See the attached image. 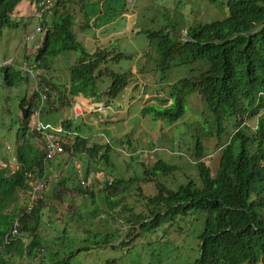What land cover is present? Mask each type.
Wrapping results in <instances>:
<instances>
[{"label":"trees","instance_id":"1","mask_svg":"<svg viewBox=\"0 0 264 264\" xmlns=\"http://www.w3.org/2000/svg\"><path fill=\"white\" fill-rule=\"evenodd\" d=\"M19 1L0 0V32L4 28L19 26L18 21L12 19ZM72 2L53 0L52 5L38 19L45 33L31 66L37 65L45 56L51 63L52 56L60 51L74 50L78 53V59L69 67L68 86L61 87L44 77H39V84L45 83L56 94L57 107L69 105L74 95L94 98L101 95L109 104L122 90L137 81L136 72L134 74L131 70L112 69L111 63H118L121 58L128 57L114 47L98 46L92 52L84 48L76 38L74 27L84 29L89 26L90 20L85 12L86 21L77 22L76 15L81 11L73 8L70 4ZM79 2V5L84 3L83 0ZM223 4L226 9L224 18L191 24L186 29V40L178 41L167 33L164 34L167 27L159 33L161 39L157 46V67L161 71L185 67L195 62H203L206 66L198 74L190 73L174 83L175 90L171 94L169 105H143L140 109L142 116L149 114L154 119L174 124L184 115L186 95L191 90L206 105L208 113L203 114V121L208 123V128L189 147L193 152L199 184L186 177L185 182L173 189L156 181V175L170 176L178 169L176 165L162 159L156 160L143 173L144 180L154 179L156 193L143 197L142 205L145 210L134 213L137 220L135 224H141L138 229L142 231L159 227L165 222L175 225L176 217L185 220L189 214L204 215L203 227L197 235L198 253L187 264H264V26L247 37H233L253 30L264 20V0H224ZM85 6L82 9L85 10ZM38 10L37 6L36 12ZM97 19L96 17L95 20ZM190 70L192 71L191 68ZM0 75L8 87L17 86L19 81H26L20 70L11 64L0 66ZM105 78L109 79V83L100 90L99 82ZM36 81L38 82L37 78ZM38 95L34 90L29 100L26 97L20 100L27 111L24 119L17 116V134L20 138L24 135H28L30 139L36 137L31 129V116L33 104L38 103ZM48 97L50 100L53 95L48 94ZM47 104L48 102L44 105V111ZM252 119L256 120V124L254 130L250 131L247 123ZM62 123L67 130L72 129L71 120L66 119ZM227 128L231 129V133L227 142L221 144L220 139ZM73 129L77 134L71 137L64 150L80 160L84 158L88 165L92 161L96 162L95 168L101 161L105 166H110L111 145L91 142L90 137L78 133V127ZM213 135L217 139L214 147L219 150L214 173L204 161V141ZM40 145L33 146L29 139L21 140L15 148L16 167L10 169L5 164L0 166V264H10V257L21 255L29 260L27 256L32 255L36 246L42 245L37 229L43 208L51 207L50 201L45 199L38 200L29 214L19 218V235L9 243L4 242L22 209L19 210L21 196L18 193L24 194L21 197L23 203L27 200L26 192H21L27 189V184H22L25 174L39 170L42 175H48L44 149ZM85 175L88 176V171ZM97 179L105 180L101 192L109 210L123 200L121 196L116 202L115 196L125 193L131 186V180L109 177L103 169H99ZM67 181V177H60L58 189L53 192L56 199H63L65 189L74 190ZM17 185L22 186L13 189ZM75 189L80 195L93 197V193L80 180H77ZM137 190L142 191L140 187ZM127 209L125 207L124 211ZM95 214L96 211L91 212V218ZM147 215L152 218L144 222ZM87 233L90 234L89 238L82 240L79 237L75 241H82L84 244L91 242L94 245L113 243L109 235L98 241L99 233L94 236H91V230H87ZM135 234L137 229L130 230V238ZM27 238L30 239L29 242ZM23 239L28 243H24ZM88 247L89 245L77 249L71 247L66 254L63 252L65 258L57 264H67L71 256L89 249ZM114 261L107 260L108 263Z\"/></svg>","mask_w":264,"mask_h":264},{"label":"rangeland","instance_id":"2","mask_svg":"<svg viewBox=\"0 0 264 264\" xmlns=\"http://www.w3.org/2000/svg\"><path fill=\"white\" fill-rule=\"evenodd\" d=\"M37 1L20 0L12 14V19L18 21L19 26L13 29L4 28L0 32V63L11 64L26 77V81H19L17 86L8 87L0 75V166L5 164L10 169L17 165L15 148L21 140L29 139L33 146L40 145L36 137L30 139L28 135H24L20 138L17 134L21 98L26 97L29 100L35 90L36 78L37 85L47 86L50 93L48 85L39 84V77L56 82L61 87L68 86L69 67L78 59L76 51L62 50L52 56L51 63L45 56L32 68L33 56L44 36L36 31L39 23L36 14ZM71 1L72 7L81 11L76 15L77 22L86 21V13L91 27L98 23L114 21L112 30L118 34L112 39V47L128 57L110 65L115 71L131 70L134 74L136 72L137 81L122 90L112 104V109L125 113L123 119L116 115L113 121L110 120L111 110L107 113L88 114L84 118H74L72 110L68 107H58L40 113L39 119L52 125L69 118L76 124L73 126L78 127V133L84 137L90 136L91 142L101 143V138H105L107 142L104 140L103 143L110 144L112 148L109 153L111 164L105 166L101 161L95 168L96 162L92 161L91 165H88L84 158L80 160L66 151L60 159L57 157L47 162V165H50L49 171L53 168L56 173L62 166L63 169L60 174H49L52 177L44 199L50 201L51 207L43 208L37 229L42 245L36 246L32 255L27 256L29 260L24 255L10 257V264H57L65 258L64 253L71 247L77 249L88 245L89 249L71 256L67 264H187L198 253L197 235L203 227L204 215L189 214L185 220L176 217L175 225L165 222L159 227L140 231L138 228L141 224H135L137 220L134 213L145 210L142 205L144 196L156 193L154 179L144 180L143 173L158 159L174 164L178 169L170 176L156 175V181L173 189L185 182L186 177L199 184L193 152L189 147L208 128V123L203 121V114L208 113L206 105L195 92L189 90L186 95L185 113L172 125L164 120L154 119L149 114L142 116L140 108L149 104L161 107L169 105L171 94L175 90L174 83L190 73L198 74L206 66L203 62H195L185 67L161 71L157 67V46L161 39V30L167 27L164 34L167 33L178 41L185 40L186 29L191 24L224 18V0H83L85 4L82 2L81 5L79 0H76L79 3ZM82 5H86L85 10ZM96 17L98 19L95 23ZM88 27L80 29L81 31L74 27L77 40L82 42L87 51L94 44ZM151 33L155 35L152 36ZM25 35L33 36V40L25 42ZM108 83L107 78L100 81V90ZM50 95H53V92ZM47 98L49 99L48 96ZM51 99H46L45 102H52ZM247 124L252 131L256 120L252 119ZM230 130L227 128L222 134L221 144L227 142ZM71 131L72 137L77 134L75 129ZM216 140V135H213L204 141V161L213 173L219 157V150L214 147ZM136 149L139 152L136 153ZM99 169H103L109 177L131 180L128 191L115 196L116 202L121 196L123 200L112 210H109L101 192L105 180L97 179ZM86 171L88 176L85 175ZM61 176L68 178L67 184L74 190L65 189L63 199L58 200L53 192L58 189L57 184ZM77 180L93 193V197L77 193ZM139 187L142 191L137 190ZM18 194L23 198L24 194ZM21 197L19 210L25 205ZM125 207L128 208L127 211H124ZM93 211H96V214L91 218ZM151 218L147 215L144 222ZM134 229H137V234L130 238V230ZM87 230H91V236L99 233L98 241L109 235L113 243L94 245L91 242L84 244L82 241H75L79 237L82 240L89 238ZM27 240L30 241L28 238ZM112 259L115 261L107 262Z\"/></svg>","mask_w":264,"mask_h":264},{"label":"built area","instance_id":"3","mask_svg":"<svg viewBox=\"0 0 264 264\" xmlns=\"http://www.w3.org/2000/svg\"><path fill=\"white\" fill-rule=\"evenodd\" d=\"M51 5H52V0H39L37 2V6L40 8V11L38 10L36 12L38 19L42 17L43 12ZM36 31L41 32L42 34L45 33L44 28L39 23L37 24ZM23 40L26 42L32 41L33 36L25 35L23 37ZM6 64L7 63H0V66ZM35 90L39 93L38 95L39 98H38V103L33 104L36 107L32 106L31 129L33 133H35L36 140L42 145L44 149V160L50 162L65 153L64 146L70 142L72 137L71 135L73 134V132L71 130H67L64 127L62 121H59L55 125H52L48 122L44 123L39 119V115L44 109V105L46 103L45 101L48 100L47 96L48 94L49 95L51 94V91L49 89L50 93H48L47 86H38L37 81H35ZM81 112H83L82 108L75 110V113H81ZM105 141L107 142V140ZM137 152H139L138 149H136V153ZM46 167L47 169L50 168V166L47 165ZM49 174L52 175L53 172L48 170V175L46 174L42 175L39 172V170H37L25 174L27 178V183H26L27 200L24 203L25 204L24 207H22V210L19 212L18 217H16L15 220L13 221L10 231L5 236L4 239L5 243H9L11 239L19 235V226H20L19 218L22 215L29 214L32 211L34 205L38 202V200L45 198L46 189L49 185V181L51 177ZM22 241L25 243V239H23ZM27 264H31V263L28 262Z\"/></svg>","mask_w":264,"mask_h":264},{"label":"crops","instance_id":"4","mask_svg":"<svg viewBox=\"0 0 264 264\" xmlns=\"http://www.w3.org/2000/svg\"><path fill=\"white\" fill-rule=\"evenodd\" d=\"M122 14L125 15V13H122ZM96 21L97 20H95V23H96ZM113 23H114V21L110 20L107 23L104 22L102 24L98 23L96 25H92V27L89 25L90 27H88V28L91 30L90 34L93 35L90 38H94L93 39V43L94 44H93L92 48L90 50H88V51L92 52L98 46L103 47V48H111L112 47V39L116 36V34H118L117 31L112 30V26L114 25ZM126 31H128V29ZM100 35H102V36H100ZM104 45H107V46H104ZM51 100H52V102H48V104L46 105V110L44 111V109H43V112L55 110L56 108H58L57 107L58 106V101H56L57 100L56 99V94H53V99H51ZM106 101H107L106 98L104 96H101V95L99 97H95V98L94 97H82L81 95H74V96L71 97L70 103H69V105H66V107H68L69 110H72L74 118H76L78 116H80L81 118H84L85 115L93 114V113H107V111H109V110L112 111V116L110 118L109 117L108 118L110 120H112V121H113V119H115L116 115H120L119 117L122 118V119H123V117H125L124 116L125 113L122 110L116 111V110L112 109V104H114L115 101H112L109 104H107ZM79 106H80V108L83 109V112L75 113V110L80 109ZM142 106H141V108H142ZM66 119H69V118H66ZM66 119H62V120L58 119V120L59 121H63V120H66ZM73 124H75V123L72 122V129L74 128ZM104 140H106V139L105 138H101V142H105ZM61 157L62 156H59L58 158L60 159ZM61 169H63V166L61 167ZM61 169H59L58 172H56V173L54 172L53 168H51V171L53 172V175H55L57 173L60 174V170ZM48 170H50V168ZM24 182L27 183L26 176H24V179H22V184ZM21 186L22 185L14 186L13 189L21 188Z\"/></svg>","mask_w":264,"mask_h":264},{"label":"water","instance_id":"5","mask_svg":"<svg viewBox=\"0 0 264 264\" xmlns=\"http://www.w3.org/2000/svg\"><path fill=\"white\" fill-rule=\"evenodd\" d=\"M264 26V20L263 21H261L260 23H259V25L256 27V28H254L253 30H251V31H248V32H243L242 34H237V35H235V36H233V37H238V36H244V37H247V36H249L250 34H252V33H254V32H257L258 30H260L262 27ZM186 40V39H185ZM35 60H37V56H36V58H35ZM20 116H21V118H25L26 117V107H24V106H22L21 104H20Z\"/></svg>","mask_w":264,"mask_h":264},{"label":"clouds","instance_id":"6","mask_svg":"<svg viewBox=\"0 0 264 264\" xmlns=\"http://www.w3.org/2000/svg\"><path fill=\"white\" fill-rule=\"evenodd\" d=\"M9 147V146H8ZM10 148V147H9ZM26 176V175H25ZM27 191V190H26Z\"/></svg>","mask_w":264,"mask_h":264}]
</instances>
